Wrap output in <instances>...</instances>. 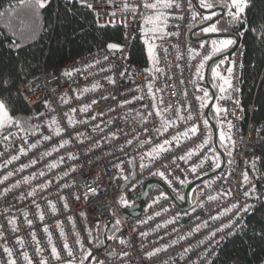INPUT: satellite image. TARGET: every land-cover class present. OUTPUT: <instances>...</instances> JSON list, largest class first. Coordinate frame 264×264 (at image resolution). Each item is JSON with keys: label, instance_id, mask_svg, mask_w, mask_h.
<instances>
[{"label": "built area", "instance_id": "obj_1", "mask_svg": "<svg viewBox=\"0 0 264 264\" xmlns=\"http://www.w3.org/2000/svg\"><path fill=\"white\" fill-rule=\"evenodd\" d=\"M55 1L82 6L79 0ZM89 2L93 4L92 9L82 7L93 12L97 22L124 29L120 43L124 46L123 52H112L104 47L54 68H43L21 88L27 104L37 109L31 117L41 112L45 116L30 120V124L39 125L34 135H26L15 127L6 128L0 133V179L9 172L13 173L0 183V264H7L8 257L3 250L5 246L12 249L17 264H26L21 255L24 251L31 257L33 264H40L41 257L48 260L49 264H65L71 259L64 248L65 242L76 257V264H79L82 252L77 240L81 241L84 249H91L94 259L90 264H98L100 261L103 264H211L226 242L245 227L252 213L264 207V173L260 168L264 122L254 120V103L248 106L243 103L244 46L240 43L229 57L228 66L233 67L232 84L234 89H238L230 90V95L238 99L240 105L228 99L217 100V104L229 110L225 121H231L234 125L231 135L235 147L227 167L216 177L198 186L197 202L192 209L182 210L169 195L162 192L152 200L149 198L141 217L130 220L124 215V210L140 200L147 180L162 179L184 201L181 196H184L190 183L217 170L210 166L211 159L204 160L205 155H213L207 147L197 151L190 159L179 158L195 149L206 135L203 127V119H207L206 107L201 110L200 102L196 99L197 95H201L197 91L199 77L196 68L202 56L211 50V42L190 39L196 20L192 13L198 11L193 0L191 7L189 0H179L181 8L167 10L171 14L168 34L155 41L159 59L156 67L162 71H154L152 77L146 71L150 67L131 61L132 47L136 41L146 47L141 32V16L137 14L133 18L131 13H122L121 0H114L113 3H108V0ZM133 2L140 3V0H129V3ZM113 11L115 17L109 15ZM125 18L127 27L123 23ZM240 37H243V33ZM201 43L205 45L203 48ZM193 50L200 55L192 58ZM211 60L206 62V66ZM232 61L235 62L234 66ZM65 72L71 75H65ZM109 78L115 80V83H110ZM149 82L153 84L155 103L161 116L175 121V125L162 135L157 132L161 128L162 119L155 114L154 101L148 95ZM93 85L99 87L83 92L80 99H76L84 89H92ZM141 96L144 98L138 99ZM61 97L68 98L70 102L63 103ZM93 100L98 103L92 104ZM46 101L52 111L45 107ZM85 104L91 105L89 111L80 112L79 108ZM168 106H171L170 109ZM72 108L77 109L74 115L76 121L87 122L69 127L64 113L70 112ZM177 109H180L179 113ZM149 112L152 115L149 116ZM189 112L193 120L177 119L178 115L187 116ZM53 116L65 129L61 136L53 135L47 127L46 121ZM93 116L95 119L91 118ZM192 124L200 125L196 135L190 134L191 138L181 137L179 146L173 142L171 146H166L168 151L160 152L155 158L145 155L163 140L171 139ZM9 132L15 135L5 140L4 136ZM77 133L81 135L77 136ZM44 135L52 136V139L45 141L42 139ZM61 140H69L70 143L59 151H53ZM34 143L37 147L32 148ZM21 148L25 149L26 154L20 153ZM47 152L52 154L44 155ZM69 153L76 159H69ZM14 156H19V159L13 160ZM33 160L37 163L33 164ZM253 160L256 161L255 172L251 164ZM52 163L58 166L50 169L48 165ZM141 164L145 167L141 168ZM23 165L28 167L19 171ZM246 171L250 179L248 184L243 182ZM40 172L45 175L40 176ZM33 175L35 179L24 182V177ZM48 181L51 182L48 187L41 190L40 185ZM17 182L18 186L13 187ZM253 184L256 186V195L260 197L258 200L244 196ZM93 188L97 189L95 194L91 191ZM33 189L36 195L29 196L28 193ZM228 192L231 195H226ZM122 198L127 201V206L121 203ZM49 201L56 204L55 214L51 212ZM65 203L67 208L64 207ZM234 204L238 207L220 215L219 219H211ZM245 204L254 207L246 213L241 212ZM40 212L44 214L43 221L39 219ZM25 213L28 214L27 219L33 221L31 226L26 223ZM11 219L16 221V231H13L9 223ZM117 220L119 224H116ZM230 221H234L231 228L217 231L215 237L209 238L211 232ZM204 222H207V226H204ZM198 225L199 230H194ZM45 227L51 233L52 244L60 253V260L51 256ZM33 232L36 240L32 238ZM18 238L23 239V247L17 243ZM107 240L110 242L108 246ZM37 241L42 249L39 253L36 251ZM173 241L176 243L173 244ZM155 249L161 250L149 258L148 253ZM109 253L113 254L112 258L108 257ZM256 264H264V257Z\"/></svg>", "mask_w": 264, "mask_h": 264}, {"label": "trees", "instance_id": "obj_2", "mask_svg": "<svg viewBox=\"0 0 264 264\" xmlns=\"http://www.w3.org/2000/svg\"><path fill=\"white\" fill-rule=\"evenodd\" d=\"M197 2L199 4V0ZM0 13V100L5 102L13 116L22 121L28 120L37 112L36 108L27 104L21 88L28 84L38 71L54 68L103 49L109 42L121 43L124 37V29L121 26L101 28L98 26L96 15L77 4L47 0L44 8H38L34 0H0ZM22 19L28 22V26L23 30L20 25ZM244 20L246 23L230 25L225 16L219 20L218 26L226 28L227 31L210 34L235 35L240 38L243 33V103L247 106L254 103V120L264 122V39L252 31L253 28L259 31L260 26L264 25V0H250ZM206 22L201 21L199 25ZM196 26L195 24L194 28ZM233 46L234 44L214 57L228 52ZM131 61L144 67L152 66L147 49L140 41H136L132 47ZM218 64L219 62L212 67ZM228 66L229 58H226L220 68L225 76ZM209 80L213 86L211 70ZM4 81H7L6 85ZM201 81L199 79V85ZM214 89L218 96V88ZM211 117L216 122L214 109ZM260 168L264 173V147L260 153ZM157 194L161 195L162 191L152 190L150 200ZM263 257L264 207H259L249 217L245 227L226 242L211 264H256Z\"/></svg>", "mask_w": 264, "mask_h": 264}, {"label": "snow or ice", "instance_id": "obj_3", "mask_svg": "<svg viewBox=\"0 0 264 264\" xmlns=\"http://www.w3.org/2000/svg\"><path fill=\"white\" fill-rule=\"evenodd\" d=\"M35 5L38 8H44L46 6V2L47 0H34ZM79 2L81 3L82 6L87 7L88 9H92L93 8V4L89 2V0H79ZM114 0H108V3H113ZM192 4V0H189V7H191ZM250 6V0H199V7L204 9L206 11V15L201 17V21L202 22H206V21H213L212 23L209 24L208 27H205L202 29V32L204 33H220V32H226L227 29L226 28H221L219 27V20H214V17H227L228 18V23L230 25H234V24H239V23H246V21L244 20V16L246 13V9ZM181 4L179 3V0H140V3H129V0H121V12L122 13H131L133 18L136 17L137 14H139L141 16V32H142V36H143V41L144 44L146 45V49H147V56L149 58L150 63L152 64V68L147 69L146 71H148L150 74L153 71L156 72H160L162 71V69H159L158 67H156V65L159 63V59L157 56V45L155 43L156 40L158 39H163V37L168 34L167 33V27H168V22L170 19V13L167 11L169 9H179L181 8ZM141 8L143 9V11H141ZM219 8L221 11L217 12L215 11V9ZM227 9L226 12H224L223 10ZM0 15H2V13H0ZM112 17H115L116 13L115 11L111 12L109 14ZM197 15H199V13L197 12H193L192 13V17L193 19H196ZM179 19H182L183 17H176ZM98 26L101 28L106 27L105 24H100L99 21L97 22ZM124 26L127 27V23H126V18L125 21L123 22ZM20 25H21V29L23 30L25 27L28 26V22L26 20H21L20 21ZM252 31L254 33H256L261 39H264V25L260 26L259 31H257V29L253 28ZM125 38H127V34H125ZM235 43V40L231 37H227V38H222L219 41L218 40H212L211 41V50L209 51L208 54L203 55L198 67L196 68V75L199 77L200 80L204 79V76L202 74V70L206 67V62L211 60L213 55L220 53L221 51L226 50L228 47L232 46ZM201 48H203L205 45L203 43H201ZM107 49H109L112 52H123V48L124 46L118 42H109L106 45ZM166 51V50H165ZM200 55L199 52H196L195 50H193V54H192V58H195V56ZM105 59H107V57H105ZM234 66L235 62L232 61L231 62ZM224 64V60L222 59L218 65H216L215 67L211 68V73H212V78H213V86L218 88V92L219 95L216 96L215 98L217 100H232V102L239 106L240 105V101L238 99H233V97L230 95V90H234V91H238V89H234V86L232 84V77H233V67L230 66L226 69L227 71V76L223 75L220 71V65ZM124 73H121V75H123ZM65 75L70 76L71 73L70 72H65ZM217 81H219V83H216ZM109 82L110 83H115V80H113L112 78H109ZM5 85L7 84V81L3 82ZM193 83H195V81H193ZM97 87H99V85H93L92 89H84L79 95H77L76 99H80L81 95H83V92H87L89 90H95ZM147 88H148V95L152 97L153 99V108L156 110V115L157 116H161V112L157 106V104L155 103L156 97L154 95L153 92V84L151 82H149L147 84ZM156 91H159V89H157ZM197 91L198 92H202L203 95H197L196 99L200 102V109L203 110L205 107L208 106L211 97H210V93L208 91L207 88H201L199 87V85H197ZM184 95L186 96L187 93H184ZM144 97H138V99H143ZM106 99V97H105ZM61 100L63 103L67 104L69 103V99L65 98V97H61ZM162 102V101H161ZM98 103V101L93 100L92 104ZM125 103H128V101H125ZM45 107L48 108L50 111H52L50 105L48 104V102H45ZM91 105L90 104H85L83 106H81L79 108L80 112H87L89 111ZM147 107V106H145ZM169 109L171 106H168ZM213 109H214V117L216 119V123L218 125L217 128V132H218V140H219V144L221 147L224 148L225 152L231 156L232 155V149H234L235 147V141L232 138L231 135V130L234 127V125L232 124L231 121H225V117L228 114V109L219 105V104H213L212 105ZM241 111L243 110L242 108L240 109ZM178 113L180 112V109L176 110ZM77 112L76 108H72L70 109V112H66L64 113L65 117L67 118V122L69 127H75L76 123H86L87 121H76L74 119V115ZM148 115H152V112H149ZM201 115H203L202 111H201ZM232 115H235V112H232ZM41 116H45V113L41 112V113H36L34 117H29L28 120H24L22 121L21 119H18L17 117L13 116L11 114L10 109L7 107V105L5 104V102L3 100H0V133L3 132L4 129L6 128H12L15 127L19 132H23L26 135L27 134H35L36 129L39 128V125H32L30 123H28L29 120L31 119H39ZM92 119H95V116L91 117ZM162 119V124H161V128L157 129V132L160 133L161 135L164 132H167L168 129L170 127H173L175 125V121H171V120H167L164 119L161 116ZM177 119L181 120V121H191L193 120V116L191 115V112H189V114L187 116H183V115H178ZM47 127L48 129L52 132L53 135L55 136H61L64 132L65 129L63 127H61L59 121L57 120V118L55 116L51 117L50 120L46 121ZM226 124V126H225ZM98 127V126H97ZM203 127L205 130L206 135L204 136V139L202 140V142L196 146L195 149H191L189 150L184 156L179 157L180 159H190L191 156L193 154H195L197 151L202 150L204 148H208V151L213 153V155L211 157H209L208 155H205L204 160L207 161L209 159H211L212 163H211V167H213V169H218L221 166V160H220V155L218 153H216V148L214 146V144L212 143V131H211V126L209 124V121L207 119H203ZM200 130V125L199 124H192L190 127H188L187 129H185L183 132H178L176 135H173L171 137V139H165L163 140L162 143L158 144L156 147H153L149 152L145 153L146 156L150 157V158H155L156 155H158L160 152H164V151H168L169 148L166 146H171L173 144V142H176V146H179L181 137L183 138H191V136L196 135ZM259 131V130H258ZM191 134V136H190ZM15 135V133L9 132V134L7 136H4L5 140H8L11 136ZM80 133H77V136H80ZM42 139L47 141L52 139V136L49 135H44L42 136ZM149 143L151 141H148ZM68 143H70L69 140H61L60 144L58 147H54L53 151H59L60 148L65 147ZM129 143H131V141H129ZM229 145H231V147H229ZM32 148L37 147V144H32L31 145ZM20 153L21 154H26L25 149L21 148L20 149ZM51 152H47L44 155H51ZM13 160L15 159H19V156H14L12 157ZM69 159H76V157L72 156L71 153H69ZM143 159V157H142ZM60 161H63V157L60 158ZM11 162V161H9ZM33 164L37 163V161L33 160L32 161ZM203 164V161L201 163V166ZM252 164V168L253 171H256V161L253 160L251 162ZM58 165L56 163H52L50 165H48V167L51 168H55ZM141 168L145 167L144 164L140 165ZM25 167H28V165H23L21 166V168L19 169V171H23ZM75 170V169H73ZM193 172L196 171L195 168L192 169ZM13 173L9 172L7 175H5L2 179H0V183H3L4 180H7L10 176H12ZM40 176H44L45 173L44 172H40L39 173ZM161 176H163V173H160ZM35 175H33L32 177H24V182L28 183L31 179H35ZM243 182L245 184L250 183V179L248 176L247 171L243 174ZM51 182L48 181L45 184L40 185L41 190H44L48 187V185ZM19 182H17L18 186ZM65 187H68V185H65ZM10 189H6L5 191H8ZM91 191L93 192V194L96 193L97 189L93 188L91 189ZM29 196H35L36 195V191L35 189H33L32 191H30L28 193ZM226 195H231L230 192L226 193ZM245 197H249V198H254V199H259L260 197L258 195H256V186L253 184L252 187L246 191L244 193ZM85 198L87 199V195H85ZM61 199H64L63 197H61ZM77 200L80 199L79 196L76 197ZM209 199H215V197H209ZM121 203L124 204L125 206H127V201H125L123 198L121 199ZM49 207L51 209V212L53 214H55L57 212V208H56V204L49 201L48 202ZM37 209H39V204L36 205ZM65 208L68 207V205L65 203L64 205ZM238 205L234 204L231 206V208L229 209H225L224 212L218 214L215 217H212L211 219L216 220L220 218V215H225L227 214V212H230L232 209L237 208ZM254 207V205H250V204H245L244 207L242 209H240L241 212H248L250 209H252ZM25 215V220L26 223L31 226L33 221L27 219V213L24 214ZM237 218H239V214H237ZM39 219L41 221H43L44 219V214L43 212H40L39 214ZM71 219V218H69ZM9 223L13 226V231H16V221L15 219H11L9 221ZM234 221H230L228 224H224L222 225L220 228L216 229L215 231L211 232L209 235V238L215 237L216 232H223L225 228H231L233 226ZM116 224H119V221H116ZM59 226V225H58ZM204 226H207V222H204ZM199 225L197 226L196 229L194 230H199ZM44 231L46 233H48V240H49V244L51 245V256L53 259L55 260H60V253L57 251V248L54 244H52V237H51V233L49 232L48 228L45 227ZM2 235V234H0ZM61 235L63 236V229H61ZM89 236H91V232H89ZM32 238L33 240H36V236L35 233H32ZM114 237H109V239H113ZM183 238V237H182ZM78 244H80L81 247V252L82 255L79 259V264H85V261H89L91 262V260L94 259V257H92V252L91 249H84V245L81 243L80 240L76 241ZM17 243L21 245V247H23V239L22 238H18L17 239ZM121 243H124L123 240H121ZM173 244L176 243V241L172 242ZM64 248L67 251V254L69 257H71V259H69L68 261L65 262V264H76V257L73 255V252L71 250V248L69 247V245L67 244V242H65L64 244ZM4 252L7 254L8 260H7V264H17L16 259L13 256V251L12 249L8 248V247H4ZM161 249H155L154 252L148 253L149 258L154 255L156 252H159ZM166 250V249H165ZM36 251L42 252V249H40L39 247V241H37V249ZM187 251V250H186ZM23 260L26 262V264H33L31 257L28 255V253L26 251L21 253ZM124 255H127V253H124ZM40 264H49L48 260L44 259L43 257H41L40 260ZM98 264H103L102 261L98 262Z\"/></svg>", "mask_w": 264, "mask_h": 264}, {"label": "water", "instance_id": "obj_4", "mask_svg": "<svg viewBox=\"0 0 264 264\" xmlns=\"http://www.w3.org/2000/svg\"><path fill=\"white\" fill-rule=\"evenodd\" d=\"M193 1H194V4H195L197 10L201 14L206 15L207 14L206 11L202 10L199 7L197 0H193ZM215 11L220 12L221 10L215 9ZM223 11L226 12L225 9ZM220 19H221V17H219V16L214 18V20H220ZM212 22L213 21H209L208 23L192 30L190 33V39L192 41H211L214 39L216 40V39L231 37L235 40L234 46L228 52L214 57L208 63V65L206 66V69H205V73H204L205 87L208 89V91L211 94V100L205 109V115H206V118L209 121V124L211 126L212 135H213V143H214V146L216 148L217 153L220 155L221 166H220V168H218L216 171L212 172L211 174L204 176L202 178H199L196 181L190 183L189 186L187 187L185 193H184V201L180 200V198L178 196H176L171 191L169 186L162 179L152 178V179L147 180L140 200L131 208L124 210V215L127 218H129L130 220H136L143 215L145 208H146V205H147V202L149 201L152 189H159L162 192H164L165 194L169 195L173 199L174 203L179 208H181L182 210L188 211V210L192 209L197 202L198 186L200 184L204 183L205 181L210 180V179L216 177L217 175H219L220 173H222L223 170L228 165V161H229L228 160V154L225 152L224 149L221 148V146L219 144L218 132H217L218 127H217L216 122L211 117V113H212V109H213L212 105L216 104V102H217V99L215 98L217 96V93H216L214 87L210 83L209 74H210V70L214 64L220 62L222 59L224 60L226 58H229L234 53V51L238 48V46L240 44V39L235 35H226V34H209V35H205L201 38L195 37L197 34L202 32L203 28L208 27L209 24ZM109 226H110V224H108V227ZM106 245L107 246L110 245V242L108 240L106 241ZM108 257L112 258L113 254L109 253ZM90 263L91 262L87 261V264H90Z\"/></svg>", "mask_w": 264, "mask_h": 264}, {"label": "rangeland", "instance_id": "obj_5", "mask_svg": "<svg viewBox=\"0 0 264 264\" xmlns=\"http://www.w3.org/2000/svg\"><path fill=\"white\" fill-rule=\"evenodd\" d=\"M202 16H204V15H202L201 13H199V15H197V17H196V20H195V24L196 25H198L199 24V22H201V17ZM216 40H220V39H216ZM212 41V40H211ZM210 41V42H211ZM153 66H151V68H152ZM204 73H205V71L202 73L203 74V76H204ZM153 74H154V71L151 73V76L153 77ZM227 76V75H226ZM199 87H201V88H206L205 87V83H204V79L201 81V83H200V85H199ZM201 95H203V93L202 92H199ZM210 93V92H209ZM217 104V103H216ZM181 198L182 199H184V196H181Z\"/></svg>", "mask_w": 264, "mask_h": 264}, {"label": "flooded vegetation", "instance_id": "obj_6", "mask_svg": "<svg viewBox=\"0 0 264 264\" xmlns=\"http://www.w3.org/2000/svg\"><path fill=\"white\" fill-rule=\"evenodd\" d=\"M198 12H199V11H198ZM199 13H200V12H199ZM202 15H203V14H202ZM206 23H208V22H206ZM206 23H205V24H206ZM202 25H204V24H202ZM202 25H199V24H198L195 28L200 27V26H202ZM195 28H194V29H195ZM205 35H206V33L201 32V33L197 34L195 37H196V38H201V37H203V36H205Z\"/></svg>", "mask_w": 264, "mask_h": 264}, {"label": "crops", "instance_id": "obj_7", "mask_svg": "<svg viewBox=\"0 0 264 264\" xmlns=\"http://www.w3.org/2000/svg\"><path fill=\"white\" fill-rule=\"evenodd\" d=\"M209 34H210V33H206V35H209ZM221 66H222V65H220V68H222ZM220 68H219V71H220ZM220 72H221V71H220ZM218 83H219V82H218Z\"/></svg>", "mask_w": 264, "mask_h": 264}, {"label": "bare ground", "instance_id": "obj_8", "mask_svg": "<svg viewBox=\"0 0 264 264\" xmlns=\"http://www.w3.org/2000/svg\"><path fill=\"white\" fill-rule=\"evenodd\" d=\"M77 5H78V4H77ZM239 39H240V43H242V41H241V40H242V37H240ZM242 44H243V43H242ZM239 45H240V44H239ZM257 209H258V208H257Z\"/></svg>", "mask_w": 264, "mask_h": 264}]
</instances>
